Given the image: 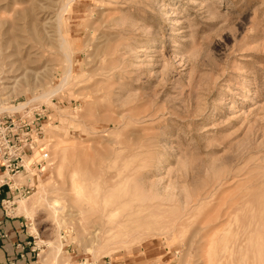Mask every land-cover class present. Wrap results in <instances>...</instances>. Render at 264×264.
<instances>
[{
	"label": "rangeland",
	"instance_id": "obj_1",
	"mask_svg": "<svg viewBox=\"0 0 264 264\" xmlns=\"http://www.w3.org/2000/svg\"><path fill=\"white\" fill-rule=\"evenodd\" d=\"M67 1L0 0L2 105L30 100L36 77V96L59 84L60 35L74 49L70 86L0 115L42 116L47 192L9 213L35 254L59 239L55 264H209L206 212L236 202L209 239L220 255L247 236V259L214 264H264V0Z\"/></svg>",
	"mask_w": 264,
	"mask_h": 264
},
{
	"label": "bare ground",
	"instance_id": "obj_2",
	"mask_svg": "<svg viewBox=\"0 0 264 264\" xmlns=\"http://www.w3.org/2000/svg\"><path fill=\"white\" fill-rule=\"evenodd\" d=\"M72 1L73 0H68L67 1L68 3L66 2L67 4L65 5L64 8H62L63 9V12L66 11L68 4L71 3ZM120 11H122V10H120ZM59 17H61V16H59ZM60 20H61V18H60ZM34 24H32V26H34V29H33V37L32 38L35 41V43L38 44V45L35 46V48L37 49V53H36L37 59H35V60H37L36 62H38L40 60V58L42 57V54H41V51L40 50L42 49L43 46H41L42 44H41V33H40V30H39V28L37 26H35L36 24L35 25ZM56 27L58 28V26H56ZM42 29H43V26H42ZM58 32H59V30H58ZM59 52L61 53L62 58H64V60L66 62V67L64 68V75H63L62 79L60 80L59 84L56 87L49 88L43 94H40L39 96L38 95L36 96L35 93H33V92L36 91L40 87H44V82L41 83V81H39V79H37V77H36L37 76V73H36V75H35L36 78H34L35 81H34L33 84H30L28 82V83H25V84L24 83H21V85H20V87L25 88L24 90H26V91L27 90L33 91L32 92V98L30 100H28L25 104H19L18 106H9V105L5 106V105H2V102H0V115L3 112H7V113H17V112L24 111L27 108L28 104L31 101L36 100V99H41L43 101L49 102L52 98H54V97L58 96L59 94H61L66 87H68V86L71 85V81L74 80L73 79V71H72V54L74 52V49H72L71 43H70L69 39L66 38L64 35L63 36L60 35ZM20 54L21 53H19V55ZM58 56H59V54H58ZM27 60L30 63L29 57H27ZM76 61H77V59H76ZM31 63H34V61L31 60ZM33 69H34V67H33ZM37 69H39V68H37ZM26 70H28V69L25 68V71ZM44 70H45V68H44ZM49 72H51V71H49ZM41 73H43V72H41ZM30 74L32 75L33 73L31 72ZM46 75H47V73H46ZM83 75H86V74H83ZM24 76H26V75H24ZM30 78H28V79H30ZM44 78H45V76H44ZM76 78H78V77L76 76ZM28 79H26V80H28ZM74 83H75V81H74ZM3 104H5V103H3ZM56 128H58V126H55V125L53 126L52 124H49L47 126V129H45V130L46 131H50L51 129H56ZM51 139H52V137H51ZM62 144H63L62 142L58 141V143L55 145V147H56V150H58V154H60L62 157H64L65 156V153L67 151V148H65ZM52 166H53V162L49 161V167H48V169L50 170L52 168ZM4 177H8L10 179L11 184H12L13 187H17V186H20L25 181V179L31 181V179L33 177V173H31L30 175H28L26 177H22V176L12 177V176H8L7 174H4V175H1L0 176V183L3 181V178ZM35 186H36L37 191L30 197L31 200L30 199L28 200L27 198H21V199L15 201V203L18 205V207H17V210H18L17 213H23L25 215H30L29 214V208H33L35 206V204H37L39 201H41L45 197V194L47 192L46 191V184H45V182L42 181L41 184H38V185H35ZM208 192H210V191H208ZM206 196H208V195H206ZM209 196H210V194H209ZM204 197H205L204 195H200L199 198H198V201L204 200L205 199ZM206 198H208V197H206ZM195 203H196L195 199H191L188 202L187 206L189 207V209H188L189 211L192 210V208L195 205ZM57 204H58V202L56 201V202H54V204L50 205V207H51V209H52V211L54 213H58L59 211L63 210L62 207H60L61 209L59 208V205L56 206ZM238 204L239 203H236V202L233 203V204H224V205H226L225 209L223 210V208L220 207V209L217 212V215L214 216L213 218L210 216L209 211L206 212L205 217H207L208 219H207L206 223H204L205 225H204L203 229L201 231L199 230V232H204V234H205V237H204V240H205L204 246L207 247V249H208V253H207V258L206 259H208L209 264L224 263V262H228V261L231 262V261H238V260L241 261V260H245V258H246L244 256H241L240 253H241V251H243L244 249H246L247 243L249 241L248 238H247V236H245L244 238H241L239 240H236L235 242L232 241L233 242V246H231V247L229 246V248H226V246H224L222 248V250H221L222 253L220 255L212 253V249H213V245H214V241H215L214 239L215 238L209 239V236H210L209 233L212 230L216 229L217 227H219L220 230L215 233V236L217 234H219V233L227 232L228 231V230H226V227L229 226V222H227V224L225 226H221V222H223L225 218H228L231 215V213H232V211L234 209V206L237 207ZM213 214H215V213H213ZM191 215L192 214L190 212L188 214L189 219L192 218ZM191 225H193L192 222H191ZM225 240H226V238H225ZM46 243H47V246L48 247L46 248V250H41V252H40V261L43 264H49L50 262H51L50 264H55L58 261V259L60 258L61 254H63V249H64L65 244H63L61 241H59V239L58 240H54V241H49V242H46ZM220 248H218V249H220ZM261 257L260 256L259 257H253L251 259H252L253 262H257L258 260L261 259Z\"/></svg>",
	"mask_w": 264,
	"mask_h": 264
},
{
	"label": "built area",
	"instance_id": "obj_3",
	"mask_svg": "<svg viewBox=\"0 0 264 264\" xmlns=\"http://www.w3.org/2000/svg\"><path fill=\"white\" fill-rule=\"evenodd\" d=\"M42 116L29 123L25 118L4 116L0 118V176L26 177L33 173V178H38L49 167V153L42 151L39 141L43 139ZM4 187L11 194L9 200L1 202L2 209L7 215L12 213L14 204L11 200L27 198L35 189L29 180L25 179L22 185L13 187L8 177L0 183V193ZM5 235L0 232V238ZM18 248L20 246H17Z\"/></svg>",
	"mask_w": 264,
	"mask_h": 264
},
{
	"label": "crops",
	"instance_id": "obj_4",
	"mask_svg": "<svg viewBox=\"0 0 264 264\" xmlns=\"http://www.w3.org/2000/svg\"><path fill=\"white\" fill-rule=\"evenodd\" d=\"M36 181L37 179L34 178L33 183H30L35 186ZM10 198L11 194L3 189L0 193V232L5 237L0 238V264H43L40 261V254H35L36 250L28 240L29 236L23 230V225L14 219H9V213L5 215L1 208V202Z\"/></svg>",
	"mask_w": 264,
	"mask_h": 264
}]
</instances>
